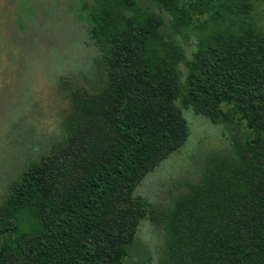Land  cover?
Returning <instances> with one entry per match:
<instances>
[{
    "label": "trees",
    "instance_id": "obj_1",
    "mask_svg": "<svg viewBox=\"0 0 264 264\" xmlns=\"http://www.w3.org/2000/svg\"><path fill=\"white\" fill-rule=\"evenodd\" d=\"M151 1L168 22L139 0L86 7L106 85L73 91L61 140L10 182L0 264H133L145 219L164 236L158 264H264V33L248 0ZM179 101L241 137L159 209L135 193L188 142Z\"/></svg>",
    "mask_w": 264,
    "mask_h": 264
},
{
    "label": "rangeland",
    "instance_id": "obj_2",
    "mask_svg": "<svg viewBox=\"0 0 264 264\" xmlns=\"http://www.w3.org/2000/svg\"><path fill=\"white\" fill-rule=\"evenodd\" d=\"M248 1L249 21L264 33V1ZM93 4L94 0H0V206L10 182L61 140L73 91L85 87L97 93L106 85L103 53L88 33L86 7ZM139 4L161 14L151 0ZM195 41V37L181 40L189 58L196 50ZM180 71L183 82L184 65ZM177 104L190 127L188 142L149 174L135 193L159 209L169 207L189 183L200 179L209 155L231 153L233 136L241 137L235 129L229 132L183 108L180 101ZM163 250L162 231L145 219L126 262L158 264Z\"/></svg>",
    "mask_w": 264,
    "mask_h": 264
}]
</instances>
